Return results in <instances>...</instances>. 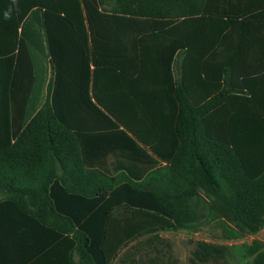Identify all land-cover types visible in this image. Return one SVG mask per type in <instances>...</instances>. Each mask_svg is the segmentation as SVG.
<instances>
[{
	"label": "trees",
	"instance_id": "trees-1",
	"mask_svg": "<svg viewBox=\"0 0 264 264\" xmlns=\"http://www.w3.org/2000/svg\"><path fill=\"white\" fill-rule=\"evenodd\" d=\"M159 36L158 61L181 53L162 109L122 86ZM107 135L116 168L91 163L90 137ZM0 195L3 264H124L132 243L211 223L225 240L258 233L264 0H0Z\"/></svg>",
	"mask_w": 264,
	"mask_h": 264
},
{
	"label": "crops",
	"instance_id": "crops-1",
	"mask_svg": "<svg viewBox=\"0 0 264 264\" xmlns=\"http://www.w3.org/2000/svg\"><path fill=\"white\" fill-rule=\"evenodd\" d=\"M108 7V6H107ZM168 45L167 40L165 38H162L159 36L153 43L149 44L152 48L151 54H152V61H150L146 68L143 66L140 67L139 70L133 71L132 67L135 64V61H128V63L131 62V67L128 66L129 71H127V76H130V78H125L123 83V88L130 93V98L128 100L134 101V96H132V91L140 90V93H142V96L140 95V99L144 102H153L155 105H159V107H164V105L168 104V102L172 101V89H171V83L168 80L167 74L171 73V77L174 79L178 78L179 73V64H180V56L181 53L179 51L175 52L173 55V61L169 64L168 62H160L158 61L159 56H165L164 47ZM167 56V55H166ZM142 70V73H141ZM140 73V78H139ZM173 74V76H172ZM138 76V78H136ZM142 76V77H141ZM139 81L135 82L134 80ZM102 88L107 90L108 92L114 90L115 86L112 80H107L104 85H102ZM109 136V137H108ZM90 155L93 156L91 163L94 165L100 164V167L103 168H116L117 166V160H114L113 157L115 156V152H112L113 148V136L107 135V137H103V141H98L99 137H90ZM105 138V139H104ZM160 140L158 143L160 144L162 149H168V141L173 143L174 140H176V137L174 135V131L171 130L170 133H165L160 135ZM99 143V144H98ZM98 148V149H97ZM145 152L147 154H152L150 149L148 147H145ZM99 153L100 156L98 158H94V155H97ZM118 153V152H116ZM98 161V162H97ZM92 165V167H95ZM164 165V163H162ZM219 231V230H218ZM220 232V231H219ZM162 233V232H161ZM261 237H264V235H261L259 232L253 235L251 238L253 239L250 243H238L237 250L238 253L236 255H228L227 248L224 247V251L220 252L219 254H216L215 256H201L199 253H196V251L193 253L194 255V263L191 262V264H247L251 258H248L244 254L243 246H249V245H257L260 246L261 249H264V241H262ZM148 238L142 239L140 242L144 241L145 245L147 246H154L155 241L149 242L147 240ZM242 240V239H241ZM206 242V241H204ZM136 243L130 244L127 248H125L120 255L133 246ZM228 246V245H227ZM231 246V245H230ZM222 247V246H220ZM157 250V249H156ZM119 255V256H120ZM163 256V253H161ZM161 256V257H162ZM1 257V255H0ZM160 258L157 257V261ZM165 260L162 261L161 264H175L174 261L169 260V258H164ZM152 262V261H149ZM147 262V264L149 263ZM0 264H3V259L0 258Z\"/></svg>",
	"mask_w": 264,
	"mask_h": 264
},
{
	"label": "rangeland",
	"instance_id": "rangeland-1",
	"mask_svg": "<svg viewBox=\"0 0 264 264\" xmlns=\"http://www.w3.org/2000/svg\"><path fill=\"white\" fill-rule=\"evenodd\" d=\"M49 76V68L47 66L38 105L43 101ZM0 198H2V195H0ZM251 237L247 236L237 241L225 240L216 226L211 223L201 227L194 233L186 231L159 233L155 239L154 246L145 245V240L136 243L125 250L119 256V260L124 264H147L149 261L152 262L148 264H161L165 260L164 258L167 257L169 260L174 261L175 264H191L192 261L194 263L193 253L197 250V243L199 242L206 241L209 245L226 247L228 255H236L238 250L237 246L234 245L242 242L250 243L253 240ZM261 239L264 241V237H261ZM161 253H163V256ZM157 257L160 258L158 261L156 260Z\"/></svg>",
	"mask_w": 264,
	"mask_h": 264
},
{
	"label": "built area",
	"instance_id": "built-area-1",
	"mask_svg": "<svg viewBox=\"0 0 264 264\" xmlns=\"http://www.w3.org/2000/svg\"><path fill=\"white\" fill-rule=\"evenodd\" d=\"M259 233H260L261 235H264V227H262V228L260 229Z\"/></svg>",
	"mask_w": 264,
	"mask_h": 264
},
{
	"label": "clouds",
	"instance_id": "clouds-1",
	"mask_svg": "<svg viewBox=\"0 0 264 264\" xmlns=\"http://www.w3.org/2000/svg\"><path fill=\"white\" fill-rule=\"evenodd\" d=\"M8 13H5V16L7 17Z\"/></svg>",
	"mask_w": 264,
	"mask_h": 264
}]
</instances>
